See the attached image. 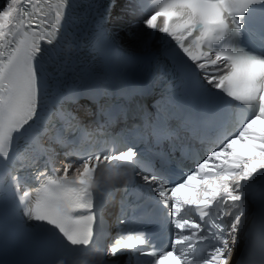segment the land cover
Masks as SVG:
<instances>
[{"label": "snow or ice", "instance_id": "6c2138e0", "mask_svg": "<svg viewBox=\"0 0 264 264\" xmlns=\"http://www.w3.org/2000/svg\"><path fill=\"white\" fill-rule=\"evenodd\" d=\"M5 2L6 6L0 4V168L12 166L17 159L20 167H35L42 158L46 168L54 167L58 154L51 145L40 151L36 140L23 147L19 141L33 129L37 140L51 132L37 124L48 88L44 58H51L53 53L43 45L54 46L64 38L69 22L66 9L70 11L76 5L72 0ZM147 17V28L158 29L175 41L179 51L167 47L165 54L172 61L184 94L206 108V123L217 129V139L206 157L194 164V170H182L180 178L170 184L166 176L155 174L152 162L142 159L133 146L118 150L115 138L109 150L73 159L75 132L69 126L67 136L63 129L49 136L68 149L63 174L46 175V171L37 169L35 180L42 187L34 198L22 177L9 173L12 184L0 182V193H9L6 198L0 196V244L36 236L55 254L71 257L73 264H88L84 257L109 264L107 257L125 252L152 257L149 264H162L169 258L176 264H196L199 246L208 242L209 250L199 258V264H233L246 215V186L258 176L264 177V127H257L264 125V0H166L148 11ZM159 17H163V26L157 23ZM97 48L110 55L121 54L100 33ZM87 91L90 98L107 95L98 89ZM137 94L143 95L145 90ZM75 97L73 93L69 99ZM208 98L222 103L214 106ZM232 110L240 115L235 127L229 129L225 120ZM100 111L109 120L121 114L127 119L129 115V110L119 105H101ZM188 119L170 98H162L145 126L160 143L178 137ZM157 155L162 167L174 162L166 155ZM138 168L140 171H136ZM17 170L12 166L13 172ZM133 175H142L148 190L170 209L171 225L180 233L170 240L171 250L157 249L150 237L125 234L123 230L109 243H102L104 197L122 180L127 185ZM185 188L191 194L178 196ZM10 217L19 222L11 235L6 230ZM25 217L35 223L26 224ZM118 223L127 221L119 219ZM244 235L247 251L237 264H264V224L257 237ZM146 247L151 250L145 251ZM59 264L67 261L60 259Z\"/></svg>", "mask_w": 264, "mask_h": 264}, {"label": "bare ground", "instance_id": "6f19581e", "mask_svg": "<svg viewBox=\"0 0 264 264\" xmlns=\"http://www.w3.org/2000/svg\"><path fill=\"white\" fill-rule=\"evenodd\" d=\"M0 4L6 6L5 0H0ZM133 9H135L134 5L128 3L126 0H114L109 10L110 15L107 22V31L111 38L122 49L124 48L129 51H135L133 47L138 43L142 45L141 48L146 52L162 49L164 41L168 38L166 34L160 33L158 29L152 30L147 28L144 24V19H142L138 12L131 14ZM157 23L163 26V19L158 18ZM126 30L129 31V35L123 34ZM258 178L259 176L255 180ZM245 213L243 226L248 223V219L251 216L249 210ZM244 234L245 227L241 233L240 243L234 251L233 260L237 257L240 245L244 239L243 236H245Z\"/></svg>", "mask_w": 264, "mask_h": 264}, {"label": "rangeland", "instance_id": "374dc122", "mask_svg": "<svg viewBox=\"0 0 264 264\" xmlns=\"http://www.w3.org/2000/svg\"><path fill=\"white\" fill-rule=\"evenodd\" d=\"M128 30H126L123 34H125V35H129V31L127 32ZM141 44L140 43H138V44H136L133 48L135 49V50H138V49H140V50H143L142 48H141Z\"/></svg>", "mask_w": 264, "mask_h": 264}]
</instances>
